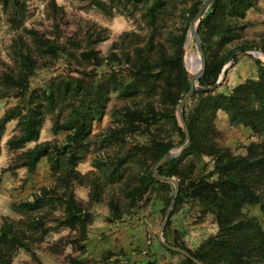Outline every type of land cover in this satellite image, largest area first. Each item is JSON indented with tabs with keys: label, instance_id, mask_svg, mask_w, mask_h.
<instances>
[{
	"label": "rangeland",
	"instance_id": "obj_1",
	"mask_svg": "<svg viewBox=\"0 0 264 264\" xmlns=\"http://www.w3.org/2000/svg\"><path fill=\"white\" fill-rule=\"evenodd\" d=\"M205 1L0 0V264H204L192 254L221 229L192 187L217 180L215 159L186 152L189 145L164 169L181 192L164 240L190 258L157 236L175 186L148 179L159 142L174 145L168 153L186 143L177 131L178 106L191 88L187 57L200 56L191 23ZM213 5L197 25L206 66L226 65L242 49L264 52V0ZM114 50L125 54L113 60ZM255 60L264 63L238 54L215 96L258 81ZM138 66L151 78L138 75ZM187 82L178 105L164 106V92H181ZM198 93L209 92L186 104ZM162 113L170 119L159 122ZM30 116L40 121L39 135L23 143ZM214 122L218 143L235 156L261 141L223 109ZM46 143L49 155L30 169L31 152ZM70 199L80 211L76 223L67 221ZM243 212L264 230L260 205Z\"/></svg>",
	"mask_w": 264,
	"mask_h": 264
},
{
	"label": "trees",
	"instance_id": "obj_2",
	"mask_svg": "<svg viewBox=\"0 0 264 264\" xmlns=\"http://www.w3.org/2000/svg\"><path fill=\"white\" fill-rule=\"evenodd\" d=\"M220 0H216L213 8ZM152 21L154 12L150 10ZM112 53V59L123 57ZM26 63L30 56H23ZM130 54H126V59ZM162 58L160 62L164 63ZM261 76L258 81L247 82L235 88L227 97L215 96L214 92L198 93L184 106V117L190 132V147L186 152L194 150L199 155L215 159V172L219 176L213 182L201 181L193 186L194 197L200 198L217 217L220 233L214 240L206 242L201 250L192 254L204 264H264V230L258 223L248 219L243 210L246 205H260L264 214V63L255 60ZM179 59V71L185 75L184 67ZM149 63V62H148ZM225 62L209 64L200 83L204 86L214 85L223 71ZM160 67H163L161 64ZM135 69V68H134ZM132 71V69L130 70ZM138 75L145 74V79L151 78L153 72L149 68L135 69ZM181 92H164L163 105L175 108L189 90L188 82L181 86ZM196 100L193 112H187L188 105ZM223 109L233 124L248 127L260 142L250 145L246 156H235L227 148L218 143L220 132L215 125L216 113ZM170 119L169 114H161L160 121ZM40 121L36 117H28L23 123V143L35 141L39 135ZM181 142L185 134L177 129ZM174 145L170 142H159L155 162L166 155ZM50 144L36 147L30 155V169H35L38 162L49 155ZM173 162V161H172ZM172 162L160 168L163 176L164 169ZM149 182L168 187V184L157 181L153 174ZM181 199L179 192L178 200ZM74 199L67 202V221L76 223L80 218ZM187 264H194L186 259Z\"/></svg>",
	"mask_w": 264,
	"mask_h": 264
},
{
	"label": "water",
	"instance_id": "obj_3",
	"mask_svg": "<svg viewBox=\"0 0 264 264\" xmlns=\"http://www.w3.org/2000/svg\"><path fill=\"white\" fill-rule=\"evenodd\" d=\"M216 2V0H206L204 2V4L201 6L199 12L196 14V16L194 17L193 22L191 23V33L193 34V36L195 37L196 41H197V45H198V49H199V53H200V58H201V63H202V70L199 74H197L196 76H192L191 78V88L189 90V92L185 95V97L183 98V100L180 102L179 106H178V119L179 122L181 124V128L185 134V138H186V143L185 145L180 149L179 152H172V153H168L166 155H164L155 165L154 169H153V178L165 183H170L173 184L175 186V195H174V200L172 201L171 207L167 210V213L165 215V218L163 220V225L162 228L160 229V231L157 233L158 239L160 240V242L169 250L173 251V252H177L180 254L185 255L186 257L190 256L183 250H179L177 248H174L172 246H170L165 240H164V231L165 228L170 220V217L172 215V210H173V206L175 204V200L177 199L179 192H180V188H179V184L178 182L170 177H166L163 176L159 173L160 168H162L163 166H165L167 163L171 162L172 160L176 159L182 152H184L190 145V132L188 129V126L186 124L185 121V117H184V105L190 100V98L199 91H207V92H212L215 89H217L218 87H220V85L222 84L224 78L226 77L229 69L232 67L233 65V61L234 58L238 55V54H244V53H248L250 55H253L256 58H260L259 54H261L264 58V52L257 50V49H242L239 50L237 52H235L232 55V58L227 62V64L224 66V69L222 71V74L220 76V79L218 80V82L212 86V87H208V88H203L199 85V82L205 72V68H206V57L204 54V47L202 45V42L198 36V30H197V25L198 23L201 21V19L203 18V16L205 15V13L209 10V8Z\"/></svg>",
	"mask_w": 264,
	"mask_h": 264
},
{
	"label": "bare ground",
	"instance_id": "obj_4",
	"mask_svg": "<svg viewBox=\"0 0 264 264\" xmlns=\"http://www.w3.org/2000/svg\"><path fill=\"white\" fill-rule=\"evenodd\" d=\"M259 56H260V58H263V56L261 54H259ZM199 57H194V56H188L187 57L188 70L194 76L199 74L202 70V63L200 61L201 58L199 59Z\"/></svg>",
	"mask_w": 264,
	"mask_h": 264
}]
</instances>
